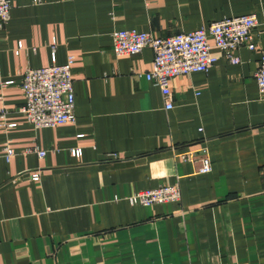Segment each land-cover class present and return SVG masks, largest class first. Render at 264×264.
<instances>
[{"label":"crops","instance_id":"crops-1","mask_svg":"<svg viewBox=\"0 0 264 264\" xmlns=\"http://www.w3.org/2000/svg\"><path fill=\"white\" fill-rule=\"evenodd\" d=\"M10 1L0 30V80L12 81L0 85V264H264V93L255 80L264 0ZM247 14L258 22L256 49L238 48L231 63L212 47L208 71L171 80L170 109L142 75L152 49L112 51L116 30L165 37ZM69 56L76 121L34 128L18 110L23 73ZM201 145L212 164L204 174L175 156ZM174 184L178 203L126 200Z\"/></svg>","mask_w":264,"mask_h":264},{"label":"built area","instance_id":"built-area-1","mask_svg":"<svg viewBox=\"0 0 264 264\" xmlns=\"http://www.w3.org/2000/svg\"><path fill=\"white\" fill-rule=\"evenodd\" d=\"M10 8V0H0V30L10 18ZM257 24L256 16L247 14L226 17L190 32H177L165 37H153L148 32L135 29L116 30L111 34L112 51L116 56L136 55L144 48H151L154 54L153 65L142 75L159 88L165 108L170 109L173 105L170 82L174 77L208 71L217 60V57L211 53L212 47L218 48L229 62H239L238 56L235 55L238 48L246 47L254 50L257 47L253 33ZM260 53L255 80L259 92L264 93V48H260ZM74 61L75 57L69 56L64 64L53 62L40 68H27L23 73L19 85L24 102L18 110L34 128L56 127L76 121L71 70ZM11 82L0 80V85ZM5 114L6 111L0 108V117L3 118ZM46 152V150H37L39 157L45 156ZM71 153L75 156L79 155L80 148H72ZM13 154L11 148H4L6 160H9ZM175 156L183 161L199 162L197 173H208L212 169L211 159L205 146L176 152ZM26 174L32 180L39 178L38 170L28 171ZM180 199L181 192L177 184L136 191L126 197L130 204L146 207L178 203Z\"/></svg>","mask_w":264,"mask_h":264}]
</instances>
